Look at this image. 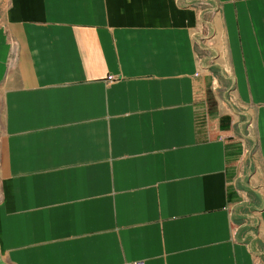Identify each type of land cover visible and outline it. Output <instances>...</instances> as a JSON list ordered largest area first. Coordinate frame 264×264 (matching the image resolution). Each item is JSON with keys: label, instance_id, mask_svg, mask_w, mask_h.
Segmentation results:
<instances>
[{"label": "crops", "instance_id": "1", "mask_svg": "<svg viewBox=\"0 0 264 264\" xmlns=\"http://www.w3.org/2000/svg\"><path fill=\"white\" fill-rule=\"evenodd\" d=\"M11 2L19 53L8 68L0 27V264L264 259V194L246 205V133L207 95L197 7ZM216 2L264 170V0Z\"/></svg>", "mask_w": 264, "mask_h": 264}, {"label": "rangeland", "instance_id": "2", "mask_svg": "<svg viewBox=\"0 0 264 264\" xmlns=\"http://www.w3.org/2000/svg\"><path fill=\"white\" fill-rule=\"evenodd\" d=\"M184 1L191 5H195L201 16L202 32L200 36L201 48L199 58L202 66L201 71L205 75V82L207 84V95L208 97L214 96L215 105L218 106L222 113L233 116L234 121L239 119V115L241 117L239 125L242 127L243 132L246 133V136L243 137L245 138L248 151L243 157L241 156L243 158L241 164L244 165H241L240 168L242 170L243 167H246V169H243V175L245 176L244 180L254 192L253 196L244 194V198L246 200V205L255 210L256 207L259 206L256 202V196L264 194V170L262 166L258 168L259 165L256 166L254 162L253 154L255 153V147L252 139V136H254L252 111H250L248 106L240 105L236 93L233 91L234 87L231 81V71L226 68L228 66L225 46L221 36V26L218 23V34L216 26V17L219 16V5L216 0ZM11 3V0H0V27H5L7 40L10 45L7 61L8 68L12 66L16 53L15 43L10 38V34L7 30V11ZM215 35L216 38H213ZM217 58H219V60ZM211 104L212 102L209 101L208 111L211 109ZM200 116V121L203 123L204 115L201 114ZM256 203L257 205H255Z\"/></svg>", "mask_w": 264, "mask_h": 264}, {"label": "built area", "instance_id": "3", "mask_svg": "<svg viewBox=\"0 0 264 264\" xmlns=\"http://www.w3.org/2000/svg\"><path fill=\"white\" fill-rule=\"evenodd\" d=\"M10 38L14 41L15 43V57H14V61H13V65L16 64L17 62V58H18V53H19V46H18V42L17 40L10 35ZM135 264H142L141 262H136ZM252 264H264V259L261 257V254L260 253H256V252H253L252 253Z\"/></svg>", "mask_w": 264, "mask_h": 264}]
</instances>
